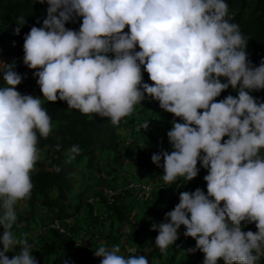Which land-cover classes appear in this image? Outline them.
Instances as JSON below:
<instances>
[{
    "label": "clouds",
    "instance_id": "clouds-1",
    "mask_svg": "<svg viewBox=\"0 0 264 264\" xmlns=\"http://www.w3.org/2000/svg\"><path fill=\"white\" fill-rule=\"evenodd\" d=\"M37 3L47 5L46 18L23 37V64L35 70L47 102L63 101L117 125L146 98L158 101L173 115L166 133L172 150L151 156L162 180L188 182L207 170L206 193L199 187L180 192L179 203L152 225L160 252L175 244L183 225V235L195 240L189 251L202 252V264H257L264 257V102L250 93L264 89V61L255 66L249 60L250 38L230 22L225 0ZM76 18H82L78 31L65 27ZM24 23L19 17L17 24ZM142 66L151 85L143 82ZM15 67L0 61V264H37L28 233L17 235L14 228L17 205L33 188L39 139L49 136L52 123L41 96L16 89L26 74ZM229 88L236 96L217 102ZM79 153L72 145L66 162ZM251 223L256 232L242 230ZM94 256L100 264H149L143 255L122 254L119 244L101 245Z\"/></svg>",
    "mask_w": 264,
    "mask_h": 264
},
{
    "label": "trees",
    "instance_id": "trees-1",
    "mask_svg": "<svg viewBox=\"0 0 264 264\" xmlns=\"http://www.w3.org/2000/svg\"><path fill=\"white\" fill-rule=\"evenodd\" d=\"M225 3L230 22L238 24L242 34L250 38L246 52L252 64L258 66L264 61V0H225ZM46 8V4L37 3V0H0V61L8 58L5 63L15 62L14 70L22 76L26 74L16 89L22 94L41 96L42 107L47 110L52 123L49 136L39 139L40 158L31 172L33 188L30 198L17 205L22 206V211L14 231L23 226L22 234L28 233L37 264H95L97 247L116 244L125 256L143 255L149 264H202L203 253L196 250L191 254L189 251L195 248V240L183 235V225L178 230L175 244L167 251L161 253L154 242L158 233L152 230V225L164 220V214L173 209H167V206L176 203L177 199L156 197L148 210L139 207L146 205L149 195L145 196L139 185L150 184L154 176L163 171L151 161V156L163 141L159 130L171 125L173 115L164 110V113H157L156 110L161 109L158 101L148 98L141 102L143 106H135L131 115L113 125L108 118L69 109L66 102H47L36 84L37 78L33 77L35 70L23 64V37L32 26H41L46 18ZM19 17H24L23 26L17 24ZM37 20L41 23L37 24ZM81 21L82 18H76L65 27L78 26L75 29L78 31ZM17 27L19 34H15ZM123 31L128 32L127 26ZM141 71L143 82L151 85L143 66ZM3 86L0 76V87ZM230 94L236 96L229 88L221 92L216 101ZM250 94L264 102V89ZM175 119L182 122L180 118ZM146 121L148 128L144 129L142 125ZM121 129L125 131L124 135L120 134ZM120 144L124 146L123 153L117 154ZM168 144L165 150H168ZM57 145L59 151L54 150ZM72 145H79L80 153L67 163L66 151ZM116 164L126 168L117 170ZM57 166L59 172L54 171ZM113 173L117 174L112 176ZM199 174L188 182L179 177L172 184H166L165 190L194 191L199 187ZM120 176L123 180L118 183L116 180ZM88 186H94V190L89 192ZM103 186L118 189L110 205L103 200ZM202 190L206 193V187ZM89 197L93 199L92 204L88 202ZM81 213L83 224L76 219ZM53 220H59L64 232L48 227ZM42 229L49 233L47 237L40 235ZM242 230L257 231L254 223L247 224ZM217 264H223V261L219 260ZM257 264H264V257Z\"/></svg>",
    "mask_w": 264,
    "mask_h": 264
},
{
    "label": "rangeland",
    "instance_id": "rangeland-1",
    "mask_svg": "<svg viewBox=\"0 0 264 264\" xmlns=\"http://www.w3.org/2000/svg\"><path fill=\"white\" fill-rule=\"evenodd\" d=\"M78 26H73V27H70V29H73V30H75L76 28H77ZM8 60V58L6 59V60H4V61H7ZM145 101H148V98H146L145 100H144V102ZM137 106V105H136ZM156 112L157 113H164V111L162 110V109H158V110H156ZM120 134L121 135H124L125 134V131L123 130V129H121L120 130ZM129 135V134H128ZM123 149H124V146L122 145V144H120L119 145V147L117 148V151H116V153L117 154H122L123 153ZM167 151H169L170 149H171V146L168 144V146H167ZM261 155H264V149H262L261 150ZM115 166V168H117V170L118 169H125L126 167H125V165L124 166H122V167H117V164L116 165H114ZM197 167L198 168H200V164H199V162H198V164H197ZM119 172V171H118ZM200 174H199V182H198V185H199V188L202 190L203 188H205L206 187V182L204 181V179H203V177L205 176V175H207V170H205V169H203V168H200ZM120 174H121V172H119ZM117 173H113L112 174V176H114V175H116ZM124 174V173H123ZM122 174V175H123ZM162 174H163V171L162 172H160V174H158V175H155L154 176V180L150 183V184H148L149 186H150V188H151V191H149L150 193H149V195L147 196V199H146V205H143V204H141V205H139V207L140 208H142L143 209V211L145 210H148L149 208H150V205H151V203L154 201V199L156 198V197H163L162 199H165V200H169V199H177V202L176 203H174L173 205L172 204H169L167 207V209H170V208H174L173 206H175L176 204H178L179 203V193H180V191H177V192H169V191H166L165 190V188H167V185H166V183L162 180ZM123 180V178H122V176H120L116 181L118 182V183H120L121 181ZM89 192L90 191H93L94 190V186H88V189H87ZM129 200V197L128 198H125L124 199V201L125 202H127ZM98 205V204H97ZM22 211V206H18L17 207V216L20 214V212ZM83 213H81L80 215H78L77 217H76V219H78L79 220V223H84V221H83ZM106 219H102V221H105ZM101 223V222H100ZM90 227H93V226H90ZM22 231H23V226H20V227H18V229L15 231V233L17 234V235H19V234H22ZM48 232L46 231V230H41L40 231V235H42V236H44V237H47L48 236ZM104 246H106V247H112V246H110V245H104ZM7 255L9 256V258H11V256L13 255V253H7ZM94 259H95V264H100V261H99V259L97 258V257H95L94 256Z\"/></svg>",
    "mask_w": 264,
    "mask_h": 264
},
{
    "label": "built area",
    "instance_id": "built-area-1",
    "mask_svg": "<svg viewBox=\"0 0 264 264\" xmlns=\"http://www.w3.org/2000/svg\"><path fill=\"white\" fill-rule=\"evenodd\" d=\"M171 126H172V125H170V126H168V127H164V128H162V129L159 130V134L163 137V141H162L161 145H159V146L156 148V153L159 152L162 148H163L164 150L166 149V144H167V142H168V138H167L166 133H167V131H169V130L171 129ZM148 152H149V151H148ZM139 187H140L142 193H143L145 196H147V195L149 194V191H150V187H149V185H147V184H141V185H139ZM101 190H102V197H103L104 202H105L106 204L110 205V204L112 203V201H113L114 196L117 194L118 189H115V188H112V187H108V186H103V187L101 188ZM88 202L91 203V204L93 203V199H92V197H89V198H88ZM64 221H65V222H68V220H64ZM48 227H49V228L56 229V230H57L58 232H60V233L64 232V229H63L61 223L59 222V220H53V221L49 224ZM1 249H2V247H1ZM191 249H193V248H191ZM190 253L192 254L193 252L190 251Z\"/></svg>",
    "mask_w": 264,
    "mask_h": 264
}]
</instances>
